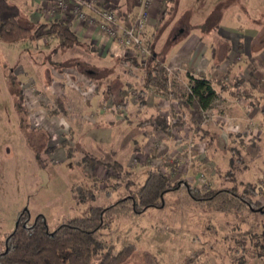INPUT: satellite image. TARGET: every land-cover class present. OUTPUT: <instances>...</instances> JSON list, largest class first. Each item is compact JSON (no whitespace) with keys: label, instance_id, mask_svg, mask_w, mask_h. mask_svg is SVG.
Wrapping results in <instances>:
<instances>
[{"label":"rangeland","instance_id":"1","mask_svg":"<svg viewBox=\"0 0 264 264\" xmlns=\"http://www.w3.org/2000/svg\"><path fill=\"white\" fill-rule=\"evenodd\" d=\"M222 2L198 0V17L209 3L211 6L215 4L209 16L216 15ZM238 9L241 19L238 26L243 32L248 33V28L253 29L256 25L263 27L264 32V0H244ZM183 19L187 24H192L189 14L185 13ZM168 22H163L162 28ZM52 39L39 42L21 40L12 44L0 42V251L5 237L16 226L17 215L23 210L29 212L31 221L39 215L43 216L48 230L53 232L64 222L85 216L92 207L108 208L125 199L129 189L136 190L143 184L149 171L159 170L168 176L172 184L186 181L203 192L236 185L238 192L242 193L247 186H255L258 195L252 201L264 205V101L250 102L248 86L244 91L234 86L235 82L225 87L221 81L213 83L218 87L215 90L218 94L233 89V95L240 97L239 103L237 98L232 101L233 107H242L245 112L250 108L258 120L254 122L257 128L255 133L242 128L241 133L223 134L224 142L221 141V145L216 140L211 141L210 145L215 143L211 169L194 165L188 150L191 139L178 144L180 147L177 149L184 145L187 148L184 159L174 158L172 154L171 162L170 157L165 158L164 149H159L161 144L156 138L155 142L151 141L143 149L142 139L145 135L137 132V129L128 135L129 140L135 139L134 143H130L131 150L127 147L128 142L123 144L121 141L127 145L126 149L119 150V154L124 156L121 157L124 160L121 174L102 165L91 169L83 162L86 154L103 163L117 162V158L114 146L95 148L96 145L92 143L93 147L81 148L75 126L87 121L79 118V111H82L79 104L90 103L94 96L101 95L112 99L114 107L115 102L123 105L131 100L130 108L134 115L139 108L138 93L143 92L145 103H153L158 95L153 89L144 87L146 70L136 68L135 61H116L114 67L108 63H103L100 68L86 67L78 62L83 55L75 53L76 47L61 50ZM22 49L25 53L18 54ZM167 49L165 44L162 57L166 56L164 53ZM148 60H137V63L145 65ZM156 61L161 63V58ZM21 66L25 67V73ZM168 72L180 83L187 84L185 75ZM10 73L23 85L28 112L24 121L28 127L25 133L19 127L14 97L8 91L7 78ZM261 78L257 74V77L252 76L248 80L264 92ZM47 85L53 86L52 89L49 90ZM221 87L224 91H221ZM64 92L73 95L74 100L67 98L65 116L52 117L50 112L55 107V98L64 95ZM114 94L116 101L113 100ZM108 106L100 102L99 108L106 111ZM228 107L227 101L219 99L207 113L205 124L213 119L215 111H226ZM182 110L185 111L181 113L183 116L170 118L176 123L179 122L178 118L181 117L183 122L186 118V123H189L187 110ZM89 118L94 120V117ZM140 123L136 122V125ZM29 131L39 134H30ZM164 135L168 136L167 133ZM123 136L120 134V139ZM170 136L173 135L170 133ZM248 136L251 138L248 139ZM30 145L35 148L34 151ZM67 151L71 153L69 157ZM35 152L39 153L41 167ZM177 161L179 169L176 167ZM229 172L234 182L225 178ZM127 185H130L128 190ZM261 225L262 217L258 213L246 209L221 213L214 207L194 202L184 188H180L165 195L161 209L151 208L139 215L132 211L130 201L117 204L109 211L98 238L106 248L113 245L116 251L124 245L133 244L135 252L126 264H264V258L257 255L254 247L255 235L261 232ZM96 262L94 258L91 264Z\"/></svg>","mask_w":264,"mask_h":264},{"label":"crops","instance_id":"2","mask_svg":"<svg viewBox=\"0 0 264 264\" xmlns=\"http://www.w3.org/2000/svg\"><path fill=\"white\" fill-rule=\"evenodd\" d=\"M7 1L20 9L24 23L38 25L60 21L66 22L77 37L78 44L75 46V53L83 55L81 56V61L79 60L78 62H81L86 67L94 66L100 68L103 63L106 65L108 63L109 66L112 65L111 67H114L116 61L129 59L143 61L131 51H125L115 42L110 41L96 28L86 24H79L69 13L61 11L52 13V0ZM126 2L127 0H101V5L105 8H115L124 14L126 12ZM243 2L244 0H223L220 5V12L214 16H209V12L214 9L215 4L211 6V3H209L208 6L203 7V11L198 17V0H154L143 32V40L151 48V51L156 54L153 58H161V64L168 71H176L178 75H186L188 73L194 77L201 75L212 83L222 82L224 87L235 82L234 86L244 91L249 87L250 102H254V100L263 102V90L249 81L248 78L257 77V74L264 78V32L262 31L263 27L257 25L253 26V29L251 27L248 28V33L243 32L238 26L241 20L240 9L238 8L243 5ZM136 12L137 8L134 0V8L130 15ZM185 13L189 14L192 24H187L188 22L186 23L183 19ZM120 18L125 22L124 18ZM167 20H169L167 26L162 28L163 22ZM52 41L56 43L55 39H52ZM165 44L168 49L164 53L166 56L162 57ZM22 52L25 53L22 49L18 54ZM131 61L134 62L133 60ZM89 62H95V64L92 65ZM21 68H23L22 72L25 73V67L21 66ZM263 78L261 79L263 80ZM262 80L260 82L264 84V80ZM47 86L49 90L53 87ZM213 86L215 90L218 89L215 84ZM232 92H234L233 89L220 93L221 99L228 102V109L226 108V111L224 109L215 111L213 119L203 125L205 131L210 133V135H217L222 142H224L223 134L227 136V134L241 133L242 128L252 132V122L254 123L258 120L256 114L245 112L241 106V109H239L238 104V109L233 107L235 105L232 101L237 98L239 103L238 99L240 97H235ZM63 94L68 99L74 100L72 99L73 95L68 92ZM115 94L114 101L117 98ZM157 97H155L156 99L153 103L147 101L143 107L136 109L134 115H132L133 111L130 108V106L132 107L131 100H128L123 105L120 102H115L116 107L112 105V99L108 100L103 95L94 96L90 103L81 102L82 104H79L80 102L78 101L82 110L79 111V118L87 121L86 124L79 122L75 126V133L78 134L77 139H80L81 148L85 150L87 149L86 146L89 148L94 145H96L95 148L97 146L101 148L114 146L113 150L115 151L117 162L123 165L124 160L121 159L122 155L119 154V150L127 147L128 149L132 148L130 143H134L135 139L129 140L128 135L134 133L135 129H137V132L141 131L145 135L144 139H142L143 149L151 141L155 142L158 140L162 145L159 146V149H164L165 158L170 157L171 162H173L172 154L174 158L184 159L183 156H185L187 148L184 145L181 148L184 150L177 149L180 147L178 144L191 139V146L188 147V150L191 153L192 162L197 167L198 165H203L207 169H211L210 166H213L215 157V143L210 145L212 143L210 140H200L192 134L188 122L186 123V118L184 119L186 123L184 127H169L168 136L164 135L162 131H157L155 124H146L147 120L158 116L165 119L166 123L171 126L175 124V120L170 118L171 109L174 110L175 117L183 116L181 113L185 112L178 108L175 102L166 101L167 99L160 96ZM100 102L109 105L106 111L99 108ZM95 105L96 107H94ZM230 105L232 106L230 107ZM89 117H94V120ZM140 121L141 123L136 125V122ZM170 133L173 136H170ZM120 134L126 137L123 136L124 138L120 139ZM189 135L191 138H189ZM122 140L123 144L128 142L127 147L121 143ZM222 142L217 143L221 145ZM92 143L94 145H91ZM176 167L179 169L178 161Z\"/></svg>","mask_w":264,"mask_h":264},{"label":"trees","instance_id":"3","mask_svg":"<svg viewBox=\"0 0 264 264\" xmlns=\"http://www.w3.org/2000/svg\"><path fill=\"white\" fill-rule=\"evenodd\" d=\"M133 8L134 0H127L126 12L123 14L118 11L125 22ZM50 38L56 40L57 46L61 50L72 49L78 44L76 35L66 22L38 25L24 23L21 11L16 5L10 4L7 0H0V42L7 44L21 40L38 42ZM149 49L151 50L150 47ZM153 56L155 53L152 52L145 65L137 63L135 59H129L135 61L134 66L136 68H145L144 87L153 89L156 95L170 99L176 102L179 108L186 109L189 115L190 132L196 137L202 140L208 138L210 141L221 142L217 135H209L203 129L207 113L221 99L220 94L215 91L213 83L201 75L194 77L187 73L185 75L187 84L184 85L176 78L171 77L167 69L158 63ZM7 82L8 91L14 97L13 104L19 117V127L22 133H25L28 127L24 121L28 112L25 107L23 85L12 73L8 75ZM221 91H224L223 87H221ZM144 98L143 92L138 93L139 108L146 104ZM67 102L66 96L58 95L50 115L52 117L65 116ZM171 116H175L173 109H171ZM178 120L179 122H175L171 126L184 127L186 125L181 117ZM146 124H155L156 129L164 133H168L170 127L165 119L158 116L147 120ZM29 132L30 134L34 132L35 135L39 134L36 131ZM63 145L66 147L65 142ZM30 147L33 151L35 150L32 145ZM35 154L41 167L39 153L35 152ZM70 155V151H67V156ZM83 162L91 169L102 165L113 168L118 174L123 172L120 163L116 161L103 163L88 154L85 155ZM225 178L227 181L234 182V177L230 172L225 175ZM130 185H127V190ZM180 188H184L194 202L214 207L218 212L229 213L232 210L238 212L241 209H246L261 215V232L259 235H255L254 247L257 255L264 258V205L259 201H252L258 195L255 186H247L242 193L238 192L236 185L219 191L203 192L197 187L190 186L186 181H178L172 184L166 174L156 170L148 172L147 178L138 189H129L125 199L108 208L92 207L85 216L68 220L53 232L48 230L43 216L39 215L31 221L29 212L23 210L17 215L14 230L4 239L3 248L0 251V264H91L94 258L97 259L95 264H126L135 252L133 244L124 245L116 251L113 245L106 248L98 238L100 231L104 229L109 211L117 204L128 201L131 202L132 211L136 215L151 208L161 209L164 206L165 195Z\"/></svg>","mask_w":264,"mask_h":264},{"label":"built area","instance_id":"4","mask_svg":"<svg viewBox=\"0 0 264 264\" xmlns=\"http://www.w3.org/2000/svg\"><path fill=\"white\" fill-rule=\"evenodd\" d=\"M52 1V13L56 11L69 13L79 24L96 28L110 41L125 51H131L136 57L142 60L151 57L152 52L143 40V32L154 0H135L137 12L128 16L126 22L121 20L117 9L103 7L101 0ZM246 112L253 113L250 108ZM252 126V132L255 133L256 125L252 123Z\"/></svg>","mask_w":264,"mask_h":264}]
</instances>
